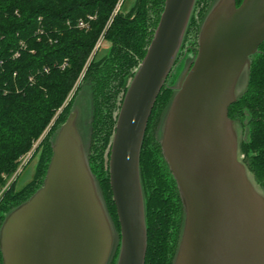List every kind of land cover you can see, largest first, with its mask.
<instances>
[{
    "label": "water",
    "instance_id": "water-1",
    "mask_svg": "<svg viewBox=\"0 0 264 264\" xmlns=\"http://www.w3.org/2000/svg\"><path fill=\"white\" fill-rule=\"evenodd\" d=\"M198 2L165 0L116 113L108 170L120 228L90 162L95 84L86 79L50 136L42 184L4 214L3 264L146 263L141 153L163 87L172 94L155 136L182 205L170 264H264V187L242 147L252 115H229L264 43V0H210L193 46L186 37Z\"/></svg>",
    "mask_w": 264,
    "mask_h": 264
},
{
    "label": "trees",
    "instance_id": "trees-1",
    "mask_svg": "<svg viewBox=\"0 0 264 264\" xmlns=\"http://www.w3.org/2000/svg\"><path fill=\"white\" fill-rule=\"evenodd\" d=\"M117 1L0 0V191L16 172L20 158L40 141L35 148L34 158H38L32 180L18 188L19 175L0 198V225L7 211L42 184L52 156L50 136L66 119L81 83L89 79L95 84L90 162L120 228L112 199L108 150L116 113L134 69L146 54L165 0H136L130 11L120 12L105 33L108 52L99 59L93 57L76 86ZM209 1L199 0L198 16L193 18L186 43L194 32L191 45H197L199 21ZM241 2L237 0L238 5ZM88 14H97L89 30L68 24ZM40 28L43 33L38 32ZM74 87L77 90L69 100ZM171 94L166 87L159 94L141 153L148 212L145 264H170L181 223L176 183L155 136L159 114ZM246 110L252 119L251 139L242 146L245 160L264 187V43L254 58L248 91L230 106L229 115L243 120L238 116Z\"/></svg>",
    "mask_w": 264,
    "mask_h": 264
},
{
    "label": "rangeland",
    "instance_id": "rangeland-1",
    "mask_svg": "<svg viewBox=\"0 0 264 264\" xmlns=\"http://www.w3.org/2000/svg\"><path fill=\"white\" fill-rule=\"evenodd\" d=\"M136 2V0H126L125 1V4H124V6H123V11L124 12H128V11H130L131 10V8L132 7H134V3ZM116 5V4H115ZM112 24V23H111ZM110 27V25H108V23L106 24V26H105V28H104V30H103V32L105 31H107V29ZM102 32V33H103ZM101 38H103V39H101ZM101 39V40H100ZM195 40V36H194V32L193 33H191L190 35H189V38H188V40H187V44L189 45V44H191L192 43V41H194ZM97 47V49H95ZM110 48V43H109V41H107L106 39H105V35L104 36H102V34H101V36H100V38H99V40L97 41V43H96V46L94 47V49H93V51L91 52V55L89 56V58H88V60L86 61V64H85V66H84V69H83V71H82V74H81V76H80V79L78 80V82H77V84H76V86H78V84H79V82L82 80V78H83V76H84V74L86 73V70L88 69V67H89V64H90V62L92 61V59H93V57H95V58H97V59H99V58H101L104 54H106L107 52H108V49ZM98 51V52H97ZM92 56V57H91ZM76 87H74L73 89H72V91H71V93H70V95L74 92H76ZM70 95H69V97H70ZM73 98V97H72ZM71 98V99H72ZM45 134H46V132H45ZM44 136V135H43ZM43 137H41V139H42ZM40 139V140H41ZM38 143H40V141L38 142ZM38 143H36L35 144V146H34V154H35V148H36V146H38ZM32 150V149H31ZM33 154V156H32V159L30 160V162L28 163V165H26L25 166V168L23 169V171L21 172V174H20V176H19V179H18V182H17V187L18 188H22L24 185H26L31 179H32V177H33V175H34V171H35V168H36V164H37V158H34V156H37V155H34ZM39 155H40V153H39Z\"/></svg>",
    "mask_w": 264,
    "mask_h": 264
},
{
    "label": "built area",
    "instance_id": "built-area-1",
    "mask_svg": "<svg viewBox=\"0 0 264 264\" xmlns=\"http://www.w3.org/2000/svg\"><path fill=\"white\" fill-rule=\"evenodd\" d=\"M126 0H118L111 15L110 18L108 20V25H111V23L114 21L115 17L123 11V6L125 4ZM97 18V14H88L86 17H80L78 18L74 23L71 22L70 20L68 21V24L70 26L74 25L80 29H85V30H89L91 27V24L94 20H96ZM38 32H42V28L39 29ZM43 33V32H42ZM105 31L102 33V36L105 35ZM103 39V38H101ZM100 39V40H101ZM97 49V47L95 48ZM98 52V51H97ZM92 57V56H91ZM65 65H63L64 67ZM74 92L70 95L69 100L73 97ZM34 154V148L32 150H30L29 152H27L25 155H23L20 158V162L18 165V168L16 170V172L13 174V176L8 180L6 186L0 191V198L2 197L4 191L6 188H8L11 184V182H13L23 171V169L25 168L26 165H28V163L30 162V160L32 159V156Z\"/></svg>",
    "mask_w": 264,
    "mask_h": 264
},
{
    "label": "flooded vegetation",
    "instance_id": "flooded-vegetation-1",
    "mask_svg": "<svg viewBox=\"0 0 264 264\" xmlns=\"http://www.w3.org/2000/svg\"><path fill=\"white\" fill-rule=\"evenodd\" d=\"M202 7H203V6H202ZM189 45H191V44H189ZM239 115H240V116H238V117H240V118H242V119L246 117V114H245V113H244V114H243V113H240ZM151 147H152V148H156L155 145H153V144H151ZM161 154H162V150H161ZM162 156H163V154H162ZM163 158H164V157H163ZM164 160H165V159H164ZM169 171H170V170H169ZM165 173H166V172H165ZM170 173H171V172H170ZM171 175H172V174H171ZM146 182H148V181H146ZM176 191H177V193H178V195H179V192H178V189H177V188H176ZM174 198H175V197H174Z\"/></svg>",
    "mask_w": 264,
    "mask_h": 264
},
{
    "label": "crops",
    "instance_id": "crops-1",
    "mask_svg": "<svg viewBox=\"0 0 264 264\" xmlns=\"http://www.w3.org/2000/svg\"><path fill=\"white\" fill-rule=\"evenodd\" d=\"M32 178H33V177H32ZM31 180H32V179H31ZM31 180H30V181H31ZM30 181H29V182H30Z\"/></svg>",
    "mask_w": 264,
    "mask_h": 264
}]
</instances>
